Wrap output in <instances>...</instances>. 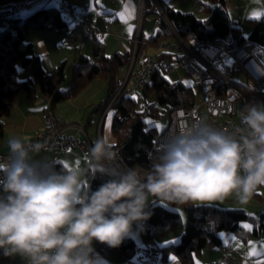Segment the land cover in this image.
<instances>
[{"label": "clouds", "instance_id": "clouds-1", "mask_svg": "<svg viewBox=\"0 0 264 264\" xmlns=\"http://www.w3.org/2000/svg\"><path fill=\"white\" fill-rule=\"evenodd\" d=\"M238 117L227 131L198 119L161 134L146 171L122 166L110 137L95 140L84 166L35 159L44 146L13 137L0 159V254L23 264H105L94 242L118 248L149 218L150 201L249 203L264 188V103ZM98 177L108 179L93 191Z\"/></svg>", "mask_w": 264, "mask_h": 264}, {"label": "trees", "instance_id": "trees-1", "mask_svg": "<svg viewBox=\"0 0 264 264\" xmlns=\"http://www.w3.org/2000/svg\"><path fill=\"white\" fill-rule=\"evenodd\" d=\"M14 1L0 0V8ZM207 1L200 9L201 12L208 13L204 21H200L193 13H183L169 7L162 8L167 24L183 43L190 46L194 40L227 52H235L243 45L252 43L264 55V14L259 19L244 21L250 30L247 36H243L240 28L229 20L225 10L226 0ZM15 16L5 19L11 29H0V144L3 137V118L8 114L19 91H24L31 100L36 99L37 95L46 98L49 101L48 110L52 111L55 105L75 97L93 80L102 79L106 83L105 95L88 116L104 111L110 105V130L115 150L121 158L120 164L126 167H140L145 171L150 169L149 155L154 151L158 137L168 125L170 112L176 108H189L196 102L198 94L192 86L184 85L180 81L170 82L163 76L165 71L159 70L153 72L136 93H128L125 88L120 90V71L130 64L131 52H116L106 56L103 44L98 41H93L89 57L77 56L72 66H67V62L62 61L47 73L40 64L33 44L26 41L25 37L33 31H48L52 28L64 33L67 24L62 19L61 10L52 6L38 9L22 19ZM167 24L160 20L148 38H143L140 34L137 38L139 47L142 44L154 49L172 38L173 32ZM139 52L138 50L136 56ZM18 66L26 72L29 71L30 78L18 81ZM67 70H71V80L68 86L63 88ZM217 91L221 96L224 94L225 85L222 81H218ZM262 102L260 97L242 94L238 110L246 104ZM163 118L166 122L159 131L154 123ZM107 179L108 177L96 178L91 183V189L97 190ZM158 203L160 202L153 201L148 207L149 218L140 227L144 251L153 239L164 237L181 225L180 213L173 209L185 213L183 230L176 244H170L161 250L164 253H174L182 264H194V259L205 248L221 247L219 233L222 231L240 233L243 240L249 235L262 236L264 240V210L253 217L241 209L213 205L166 204L171 208L169 209ZM246 221L252 224L253 229L250 233H241V223ZM105 246L103 244L100 247L99 253L105 250ZM111 249L127 260V264H139L133 260L136 245L131 237L126 238L118 248Z\"/></svg>", "mask_w": 264, "mask_h": 264}, {"label": "crops", "instance_id": "crops-1", "mask_svg": "<svg viewBox=\"0 0 264 264\" xmlns=\"http://www.w3.org/2000/svg\"><path fill=\"white\" fill-rule=\"evenodd\" d=\"M66 1L71 2L72 7L68 12L61 11V13L64 14L61 15L62 19L67 24V30L64 33H59L55 28H52L48 31H33L28 33L25 37L26 41L33 44L35 53L39 56L40 64L45 72L50 73L62 61H66L72 66L77 56L83 55L89 57L91 55L93 41H98L103 44L106 56H111L116 52L130 50L131 41L136 34V16L137 8H139V0ZM143 1L142 8L144 9V6L150 3V0ZM47 2L53 5V7L58 8L60 0L43 1V4L47 5ZM167 7L172 8L170 6ZM210 8H212V4ZM225 10L227 11L230 22L241 29L245 20L259 19L264 14V0H226ZM31 11L32 10H29L27 13ZM147 13V11H144V14ZM206 15L208 16V13H206ZM81 22L91 24L97 31L96 36L84 43H78L75 47L62 45L60 43V38ZM248 27L247 34L250 30ZM8 29H11V27L8 26ZM140 34L143 36L142 31ZM143 38L146 37L143 36ZM89 43L91 44L88 45ZM148 50L152 52L150 56H157L159 54L157 48H148ZM226 61L229 63L228 60ZM229 71V74H231L232 71L234 74L243 75L239 68L234 67V65L231 66V70ZM26 78H30L29 73L19 75L17 70L18 81H23ZM95 82H97L96 79L81 90L75 97L55 105L51 111V114L58 122L65 126L66 134L83 139L89 146V149L93 146L95 140L100 137H110L114 143V138L109 132L111 119L108 122L107 131L105 124L107 117L110 114V117L112 116V110L108 109L105 115H103L104 111H98L88 116L89 112L98 105L105 95L101 90L98 91ZM103 89L104 91L106 89L105 81ZM261 99L263 100L262 103H264V97H261ZM48 105L49 101L46 98L37 95L36 99L31 100L27 98L24 91L21 90L18 92L8 114L3 118V137L0 144V159L7 157L9 152L8 141L13 137L24 138L26 141L30 142L41 135L45 126L43 113L48 109ZM78 128L84 129V135L77 132ZM84 156L87 157V154L83 155L81 151L72 149L61 153L40 152L39 155L36 156V159H53L55 162L64 166H70L73 163L80 166L84 160ZM255 196L258 201V208L256 211H260L264 205V197L261 198V196L257 194H255ZM260 203L263 205L261 206ZM151 204H153V201H150L149 206ZM262 209L264 210V207ZM180 216L182 221L180 226L176 227L166 236L155 238L149 243L148 248L152 245L160 248L157 257L150 264H182L174 253H164L161 250L163 247L176 244L179 241L185 223L182 213H180ZM144 223L145 221L139 226H134L133 235L130 236L136 245V252L133 258L136 262L142 258V253L144 251V245L140 239V227L144 225ZM252 229V224L242 225L240 232L250 233ZM219 238L222 246L203 249L200 255L194 259V264H216L222 257L223 246H229L233 252L246 255L247 259L241 261L239 264H264V240L262 236L255 237L249 235L246 240H243L240 233L222 231L219 233ZM93 246L94 248L96 247L95 242ZM106 246L102 253H98L105 264H127V260L110 247L106 249ZM0 264H23V261H21L19 257L15 259L2 257L0 259Z\"/></svg>", "mask_w": 264, "mask_h": 264}, {"label": "built area", "instance_id": "built-area-1", "mask_svg": "<svg viewBox=\"0 0 264 264\" xmlns=\"http://www.w3.org/2000/svg\"><path fill=\"white\" fill-rule=\"evenodd\" d=\"M143 2V0H139V15ZM153 4L156 7L157 0L153 1ZM22 6V3L3 6L0 8V18L9 19L15 16ZM71 7L72 3L66 0H60L58 5V9L62 12H68ZM159 15L160 17L164 16L162 10ZM96 34L97 31L91 24L81 22L66 35H63L60 38V43L75 47L78 43L93 39ZM139 35L138 27L136 39ZM157 50L159 51L157 56H144L140 59L132 76L130 74L132 69L128 71L123 84L126 86L125 83H127L128 93H136L137 89L148 81L153 72L167 71L174 62H178L183 73L190 79L192 88L198 94L196 102L191 107L176 108L170 112L168 125L162 134L202 119V115H205L206 121L214 127L227 131L239 121L237 113L242 94L264 97V74H262L264 73V55L255 44L247 43L235 52H227L216 46L201 44L194 40L191 41L190 46L178 40L173 43H160ZM224 58H229L231 64L229 70L232 65L239 68L245 77V84L236 79H229L212 68L214 64ZM218 81H222L225 85V92L222 96L217 91ZM108 109L104 110L103 115ZM43 120L45 126L41 135L30 141L41 143L44 146L41 152L61 153L77 149L85 155L88 153L87 143L76 136L67 135L65 126L58 122L48 109L43 113ZM77 132L84 135L83 128H78ZM95 243L97 245L95 251L98 254L103 244ZM108 248L106 246V249ZM159 252L158 246H150L143 251L142 258L138 263L150 264ZM2 257L0 254V259ZM245 259H247L245 254L235 253L229 246H223L222 257L216 264H239Z\"/></svg>", "mask_w": 264, "mask_h": 264}, {"label": "rangeland", "instance_id": "rangeland-1", "mask_svg": "<svg viewBox=\"0 0 264 264\" xmlns=\"http://www.w3.org/2000/svg\"><path fill=\"white\" fill-rule=\"evenodd\" d=\"M43 1L45 2V1H49V0H15L14 2H12L10 4H14V3H22L23 4V6L20 7L18 13L15 16L17 18H21L22 19V18H25L26 16L32 14L33 12H35L38 9L49 7V6H53V5L48 4V2H47V5H44ZM153 1L156 2V0H150V3H147L146 6H144V9L142 7L140 8L141 9L140 15H139V8H137L136 33H137V29L139 27V31L140 32L142 31L143 36L146 37V38L149 37L153 33V31L157 27V23L160 20H163L167 24L164 12H163V15H164L163 17H160V15H159V13L161 12L162 8L167 7V6H170L174 10L180 11V12H183V13H193V14H195L197 16V18L200 21H204L207 18L206 12L205 11H203V12L200 11L202 4L208 2L207 0H157L158 5L156 7L154 6ZM7 5H9V4H7ZM29 10H32V11L27 13V11H29ZM144 11H147L148 13L144 14ZM149 12H151V13H149ZM61 15H64V14L61 13ZM8 26H9V24H8L7 20L0 19V29H6V28H8ZM167 26H168L169 30L172 31V29L170 28V26L168 24H167ZM247 27L248 26L245 23L241 26L240 30H241V33H242L243 36L247 35ZM248 29H249V27H248ZM178 40H180V39L175 35V33H173V37L170 38V39H167L166 42L169 41V43H173V42H176ZM90 42H92V41H90ZM90 44L91 43H89L88 45H90ZM138 50L140 52H139L138 56H136ZM147 50H148V47H144L142 44L139 47L138 40L136 39V34H135V37L131 41V45H130L131 62L126 68H123L121 70L120 75H119V78L121 79V88H120V90L123 89L124 80H125V77H126L128 71L131 70V69L133 70V71L132 70L130 71V74L132 76L133 73L135 72V69L137 68V66L139 64L140 59L142 57H144V56H150L151 55L152 52L149 51V50L147 51ZM225 59L229 61V58L221 59L216 64H214L212 66V68L216 72L221 73L223 76L228 77L229 79H232V80L236 79L237 81H239L241 83H244L245 82V77L242 74H240V75H237V74H234V73L229 74V69H230L229 65H231V64H230V62L227 63V61ZM70 65L71 64H68L67 66H70ZM17 70H18L19 75H22V74L25 75V73H29V75L31 76V73L29 71L26 72L22 68H20L19 66L17 67ZM163 76H164V78L166 80H168L170 82H178V81H180L184 85H191L190 79L187 78L186 75L183 73V71L180 68L178 62H174L171 65V67L167 71L164 72ZM70 79H71V72H70V70H67L66 71V79H65V82L63 83L62 87L67 86L69 81H70ZM96 81L97 82H95V85L98 88V91L101 90L102 92L105 93L106 89H105V91L103 89L104 80L96 79ZM125 85L126 86H124V88L126 89L128 85H127V83H125ZM109 107H110V105L107 108H109ZM107 108H105V110ZM110 115L107 117V120H106V123H105L106 124V131H107V125H108V122H109ZM202 119L206 120V116L202 115ZM148 121L149 120H147V122ZM165 122H166V119L163 118L160 121L154 123V126L160 131L164 127ZM85 124H86V122H85ZM157 125H159V127H157ZM109 132L111 133V130ZM4 154H5V151H4ZM35 159H36V157H35ZM86 164H87V157L84 156V160L80 164V166H84ZM256 194L260 195L261 198H263L264 197V188H261L260 190H258V192ZM158 204H160V205H162V206H164L166 208H169L166 204H161V203H158ZM257 204H258V201L256 199V196L254 195L252 200L249 203H247V204H241V203H239L238 200H236L235 197H230V198L226 199L222 204L216 203V204H212V205L220 207V208L241 209L247 215L254 217L257 213L262 212V210H263L262 208L264 207V205L262 203H260V205L261 206L263 205V206H262L260 211H256L257 208H258ZM169 209H171V208H169ZM173 210H176L179 213H182L183 214L182 217L185 220L184 211L177 210V209H173ZM242 225H250V223L248 221H246V222L241 223V226Z\"/></svg>", "mask_w": 264, "mask_h": 264}, {"label": "snow or ice", "instance_id": "snow-or-ice-1", "mask_svg": "<svg viewBox=\"0 0 264 264\" xmlns=\"http://www.w3.org/2000/svg\"><path fill=\"white\" fill-rule=\"evenodd\" d=\"M111 119V117H109V120ZM157 127H159V125H157Z\"/></svg>", "mask_w": 264, "mask_h": 264}]
</instances>
